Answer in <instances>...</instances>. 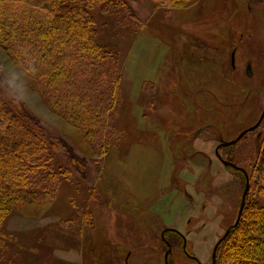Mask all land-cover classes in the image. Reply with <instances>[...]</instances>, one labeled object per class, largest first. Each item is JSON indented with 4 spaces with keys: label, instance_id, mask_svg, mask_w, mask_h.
Returning <instances> with one entry per match:
<instances>
[{
    "label": "rangeland",
    "instance_id": "374dc122",
    "mask_svg": "<svg viewBox=\"0 0 264 264\" xmlns=\"http://www.w3.org/2000/svg\"><path fill=\"white\" fill-rule=\"evenodd\" d=\"M114 10L94 11L97 39L122 76L109 146L99 154L51 111L41 85L24 78L23 103L48 136L86 157L88 176L74 173L50 204L23 205L8 216L0 264H126L131 255L129 264H165L163 233L178 229L190 232L193 255L211 264L216 244L238 218L246 177L225 166L217 150L253 127L264 109V0H191L185 8L131 0ZM13 67L0 47L8 100ZM62 155L55 159L66 167ZM219 155L247 173L251 190L263 169L264 122ZM127 161L143 168L152 187L141 201L125 183ZM168 232L169 264H196Z\"/></svg>",
    "mask_w": 264,
    "mask_h": 264
},
{
    "label": "trees",
    "instance_id": "16d2710c",
    "mask_svg": "<svg viewBox=\"0 0 264 264\" xmlns=\"http://www.w3.org/2000/svg\"><path fill=\"white\" fill-rule=\"evenodd\" d=\"M130 1L0 0V47L41 85L51 111L76 127L94 154L109 146L122 82L116 57L97 39L94 11L113 12ZM190 2L166 0L170 8ZM1 81L0 74V247L1 226L14 210L50 204L64 180L74 173L86 180L89 167L71 144L48 136L23 102L6 99ZM60 152L66 167L55 159ZM217 264H264V163Z\"/></svg>",
    "mask_w": 264,
    "mask_h": 264
},
{
    "label": "water",
    "instance_id": "95a60500",
    "mask_svg": "<svg viewBox=\"0 0 264 264\" xmlns=\"http://www.w3.org/2000/svg\"><path fill=\"white\" fill-rule=\"evenodd\" d=\"M234 57V56H233ZM233 64H234V58H233ZM250 71V70H249ZM264 122V109L262 111V114L259 118V120L257 121V123L251 127L250 129L244 131L241 135H239V137L232 141V142H227V143H222L218 150H217V155L219 156V150L222 148V147H231V146H234L236 145L238 142H240L246 135L250 134V133H253L255 131H257L260 126L262 125V123ZM219 159L221 160V162L227 166V167H232L233 169L239 171V172H242L245 177H246V187H245V190H244V193L242 195V199H241V204H240V209H239V213H238V218L235 222V224L233 226H231L227 232L224 234V236L218 241V243L216 244L215 248H214V251H213V256H212V259H213V264H217V252H218V249L219 247L221 246V244L230 236L231 232L236 229L242 219V216H243V212H244V209H245V206H246V201H247V198H248V195H249V192H250V187H251V184H250V179L247 175V173L241 169L240 167H238L237 165H235L234 163L232 162H227V161H224L221 159V157H219ZM167 232V231H166ZM165 232V233H166ZM163 233V237H164V234ZM168 256H169V253L166 254V264H169V261H168Z\"/></svg>",
    "mask_w": 264,
    "mask_h": 264
},
{
    "label": "crops",
    "instance_id": "0c3cea01",
    "mask_svg": "<svg viewBox=\"0 0 264 264\" xmlns=\"http://www.w3.org/2000/svg\"><path fill=\"white\" fill-rule=\"evenodd\" d=\"M125 154H127L126 151H125ZM153 154L157 157H162V158L164 156L163 154L156 152V150L153 151ZM115 157H116V154L114 158ZM109 170H112V166L110 165V163H109ZM123 170H124V173H123L124 176H126L127 173L131 175V178L129 180H126L125 183L129 187L131 193H133L134 195H138L137 197H139L141 201L146 196L147 192L152 188L149 185H145L146 177H142L143 168H138L133 162H131V164L128 165V161H127V164ZM201 227L202 225L199 226V228ZM177 231H179V229ZM188 232L189 231L186 230L185 232H181V233H188Z\"/></svg>",
    "mask_w": 264,
    "mask_h": 264
},
{
    "label": "clouds",
    "instance_id": "9594fccd",
    "mask_svg": "<svg viewBox=\"0 0 264 264\" xmlns=\"http://www.w3.org/2000/svg\"><path fill=\"white\" fill-rule=\"evenodd\" d=\"M27 70L22 66L13 67L8 70L6 76L9 96L15 103L26 102L28 99L25 76Z\"/></svg>",
    "mask_w": 264,
    "mask_h": 264
},
{
    "label": "flooded vegetation",
    "instance_id": "af4514ba",
    "mask_svg": "<svg viewBox=\"0 0 264 264\" xmlns=\"http://www.w3.org/2000/svg\"><path fill=\"white\" fill-rule=\"evenodd\" d=\"M170 232H168V233H170ZM172 233L175 235V237L178 240L180 239L182 241V245H181V248L180 249L182 250L183 255L186 256L191 261L195 262L196 264H202L199 261V259L196 256H194L193 253L188 248V246H189V244H188V236L190 235V232L189 233H183L182 234V233H178V232L172 231ZM166 235H167V233H165L164 238H163V241L166 243V245L168 247V250H167L166 254L169 253V256H168V261H169V257H170L171 254H173L174 249L172 248V245H171L172 242L167 238ZM131 257H132V255L129 256L128 260H126V264H129V261H130V258ZM125 259H126V257H125ZM165 264H166V261H165ZM211 264H213V259L211 261Z\"/></svg>",
    "mask_w": 264,
    "mask_h": 264
}]
</instances>
